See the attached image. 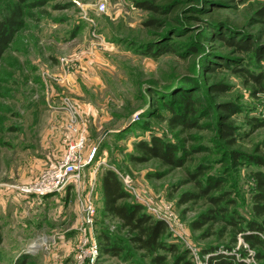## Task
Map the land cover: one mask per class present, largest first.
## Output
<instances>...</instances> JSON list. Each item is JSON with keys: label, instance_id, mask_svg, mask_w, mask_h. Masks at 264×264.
I'll list each match as a JSON object with an SVG mask.
<instances>
[{"label": "rangeland", "instance_id": "1", "mask_svg": "<svg viewBox=\"0 0 264 264\" xmlns=\"http://www.w3.org/2000/svg\"><path fill=\"white\" fill-rule=\"evenodd\" d=\"M133 1L0 0V20L21 13L0 57V264H153L103 211L108 170L129 195L121 202L166 224L163 241L176 247L156 252L166 261L185 254L206 264L205 251L217 247L245 264L264 262L237 233L245 224L229 223L233 215L262 219L251 196L253 172L264 173L255 161L264 159V78L260 85L250 74L264 76V57L200 34L212 24L264 51V0L218 4L213 23L197 19L177 32L146 28L148 13ZM157 43L173 49L157 58L144 52ZM181 93L196 99L191 110H182ZM174 113L185 123L174 124ZM223 124L231 135L221 134ZM78 138V177L30 191ZM153 138L184 154L183 165L143 155L138 142ZM209 181L218 187L202 193ZM111 244L117 254L106 252Z\"/></svg>", "mask_w": 264, "mask_h": 264}, {"label": "trees", "instance_id": "2", "mask_svg": "<svg viewBox=\"0 0 264 264\" xmlns=\"http://www.w3.org/2000/svg\"><path fill=\"white\" fill-rule=\"evenodd\" d=\"M232 1L234 0H134L133 5L135 8L148 13L143 23L146 28L160 30L167 26L169 30L177 32V26L182 25V23L188 24L197 19L204 20L207 24H210V22H212L210 21L211 18H214V14H217L218 9L215 6H220L218 4H227ZM197 13L203 17H196L195 14ZM20 17V10L16 8L4 19L0 20V57L8 47L14 34L20 28ZM217 23L228 25L227 22L221 20H218ZM202 32L204 33L200 34L206 39L219 38L226 44L234 46L238 51H254L256 58L264 57V51L253 50L252 44L248 39L239 38L235 41V39L229 38L230 32L223 28H216L214 25L210 24L205 25ZM172 49L173 48L169 45L166 46L157 43L156 45L147 47L144 52L153 58H157L167 51H172ZM191 50L195 51V48L192 47ZM250 76L257 84H262V79L264 78L262 74H250ZM262 86L264 87V84H262ZM220 90H222V88ZM179 102L181 103L182 110H191L197 101L192 93H181V95H179ZM224 108L230 110L229 105H226ZM170 109L173 111L172 107H170ZM171 121L174 124L185 123L177 113H174ZM228 129L229 125L223 124L220 129L221 134L224 136L231 135L232 133ZM137 148L147 158H159L163 160V162L177 167L183 165L184 154H182V156L175 155L176 148L159 139L153 138L150 143L138 142ZM132 158L133 160H143L142 158ZM255 161L259 165L264 166V159L261 157H256ZM198 172L201 173L200 171ZM253 178L254 191L251 196V211L255 217L262 218L261 221L254 219L245 220L242 217L233 215L234 217L230 216L229 223L234 227L245 224L244 227L238 228L237 233L240 234L241 240L244 244L248 245L249 248L259 250L256 251V258L258 260H264V237L261 235L264 232V173L259 170L255 171L253 172ZM101 183L103 211L106 215L121 221L122 227L128 229V232L132 234V242L137 244L139 249L151 255V262L153 264H192L186 259L185 254L176 255L172 262H168L166 261L165 255L156 253L160 249L171 251L172 253L176 251V247L173 244L167 245L163 241V237L166 233V224L163 221L154 220L146 213L141 212V207L137 204L121 202L127 199L129 195L124 191L120 181L112 171L108 170L103 174ZM215 187H218L217 182L212 181L211 183L209 181L206 188L201 189V192H209L210 189ZM220 200H223L221 196L216 198L210 197V201L216 204ZM202 218L208 219V216L202 215ZM201 222L206 221L200 220V223ZM193 226H197L196 222L193 223ZM234 242H236V236L233 240V243ZM229 248L230 247H227L225 251H232ZM114 249L119 248L113 244L105 248L106 252L111 251L117 254L118 251H114ZM205 252L208 254L206 264H245L239 260V258H236V252H223L217 247H209ZM260 264H264V262Z\"/></svg>", "mask_w": 264, "mask_h": 264}, {"label": "built area", "instance_id": "3", "mask_svg": "<svg viewBox=\"0 0 264 264\" xmlns=\"http://www.w3.org/2000/svg\"><path fill=\"white\" fill-rule=\"evenodd\" d=\"M99 8L103 10L104 3H100ZM68 143L62 158L39 175L36 181L28 187L30 191L42 194L59 190L69 180L78 177L79 169L82 166L81 150L84 143L81 138Z\"/></svg>", "mask_w": 264, "mask_h": 264}]
</instances>
